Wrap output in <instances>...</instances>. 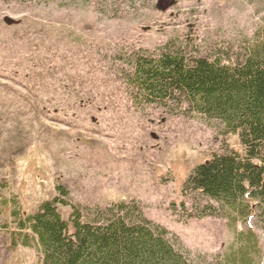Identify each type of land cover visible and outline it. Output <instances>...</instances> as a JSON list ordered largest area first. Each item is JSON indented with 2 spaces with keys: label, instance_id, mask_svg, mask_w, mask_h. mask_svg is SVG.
Segmentation results:
<instances>
[{
  "label": "rangeland",
  "instance_id": "rangeland-1",
  "mask_svg": "<svg viewBox=\"0 0 264 264\" xmlns=\"http://www.w3.org/2000/svg\"><path fill=\"white\" fill-rule=\"evenodd\" d=\"M261 28L245 0H0V264H41L34 248L9 251L12 212L36 213L58 185L75 206L137 203L194 264L233 255L248 227L264 264L263 224L183 190L214 155L245 156L239 137L186 107L140 103L128 83L140 56L236 52ZM72 211L59 206L66 221Z\"/></svg>",
  "mask_w": 264,
  "mask_h": 264
},
{
  "label": "trees",
  "instance_id": "trees-1",
  "mask_svg": "<svg viewBox=\"0 0 264 264\" xmlns=\"http://www.w3.org/2000/svg\"><path fill=\"white\" fill-rule=\"evenodd\" d=\"M245 1L264 13V0ZM168 47L158 56L136 58L128 83L137 100L173 103L219 122L226 134L239 137L245 152L227 151L196 166L183 190L234 209L247 223L257 219L264 225V28L236 52L201 56ZM56 190L36 213L12 212L17 222L9 251L34 248L41 264H194L171 232L148 219L137 203L75 206L65 186ZM61 205L72 207L69 221L60 214ZM247 229L240 249L216 264H254L251 245L258 239Z\"/></svg>",
  "mask_w": 264,
  "mask_h": 264
}]
</instances>
